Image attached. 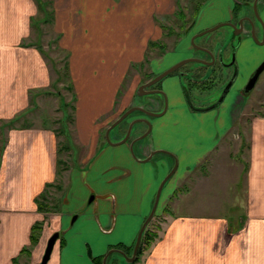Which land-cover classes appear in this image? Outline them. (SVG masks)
Instances as JSON below:
<instances>
[{"label": "crops", "instance_id": "crops-1", "mask_svg": "<svg viewBox=\"0 0 264 264\" xmlns=\"http://www.w3.org/2000/svg\"><path fill=\"white\" fill-rule=\"evenodd\" d=\"M259 2L264 18V0ZM174 3L176 0H0V264L40 262L37 263L39 254L36 257L35 253L39 245L30 242L31 228L38 221L41 228L48 225L51 234L58 231L46 264H94L93 257L118 245L131 253L158 183L169 167L166 157L136 161L128 152V143L110 145L105 140L104 130L113 116L109 109L119 80V76L115 75L117 80L114 78V55L108 54L114 52L109 37L116 27H121L124 42H130L127 37L132 36L131 30L136 33L139 27L148 25L140 21L172 13ZM234 3L235 0H207L192 20V26L199 30L229 19ZM45 22L52 24L57 44L69 53V79L75 94L72 111L75 140L69 135L66 111H61L59 119L54 118V126L49 120L44 121L43 111H50L46 102L50 100L54 79L42 42L32 37L39 34ZM241 39L240 68L253 67L262 56L254 55L255 47L248 34L244 33ZM99 42H104L108 50L100 58L104 49ZM134 48L139 52L142 46ZM173 53L170 63L193 55L188 42ZM180 80L176 73H171L158 82L168 100L166 112L151 118L152 129L146 139L134 145L138 157L162 147L176 156L174 183L169 188L163 186L165 189L161 191L171 201L178 197L174 191L178 192L179 182L216 148L211 143L203 147L202 142L194 141L195 135L203 134L202 124L196 128L192 124L201 114L188 107ZM238 93L230 98L227 120L220 116L221 121L217 122L222 135L231 126L228 117L232 111L249 116L247 159L241 164L245 173L244 197L241 196L244 206L239 205L235 220L230 214L195 213L208 208L196 211L194 187L191 190L187 185L186 193L177 198L186 195V211L177 204L175 210L182 214L172 217L140 264H264V97L252 95L246 100L245 95ZM152 99L149 108L162 106L157 95ZM247 105L250 107L245 109ZM208 111L214 115L216 109ZM37 115H41L39 121L34 118ZM140 126L135 127L131 137L144 129ZM117 129L110 131L114 135L112 140L118 137ZM179 139H183L182 144ZM62 141L69 147H73L74 141L80 143L86 155L81 165L70 169L67 190L61 184L65 161L59 166ZM50 187L62 191L57 208L48 209L46 205ZM90 193L93 195L88 200ZM111 254L108 259L115 260V254L119 255Z\"/></svg>", "mask_w": 264, "mask_h": 264}, {"label": "rangeland", "instance_id": "rangeland-1", "mask_svg": "<svg viewBox=\"0 0 264 264\" xmlns=\"http://www.w3.org/2000/svg\"><path fill=\"white\" fill-rule=\"evenodd\" d=\"M206 1L207 0H176V3H174V11L172 13L164 14L163 17H158V19L155 20L140 21L142 25L147 23L148 25H143L144 27H139L136 33H134V30H131V33L133 34H131L132 36L127 37L131 40L128 43L124 42V36L121 34L123 28L116 27L114 29L115 33L109 37V42L111 43L110 46L111 49L114 50V52L109 51L108 54L114 55L113 58L116 62V67L113 68L115 69V74H113L116 80L118 79L116 76H119L120 81H116L117 88L114 96V102L112 104V107L109 109V111H111V115H113L111 117V121L119 115V111L124 110L130 105H140L146 109L159 111L158 109L160 108V106H158L156 109L149 108L153 105L152 96H155L153 94L156 93H153L152 95H138L135 89L139 83L145 82L150 76L160 73L172 63L192 57V55L187 54L186 56H183L170 63L169 60L172 59L171 55L174 54L173 52L176 48H180L183 44L187 46V42L192 47L197 48L199 43H202L204 41L210 46H214L215 48L220 47L222 49L227 48V51L229 52L230 50L231 52V49H233V45L229 43L230 40L233 38L232 44H239V41L241 40V35L243 34L237 33L236 29L232 28L229 25H222L213 30L207 31L203 34L196 36L194 38V41H191V37L194 34L199 33L200 31L218 23H212L211 25L206 26L204 28L202 27L199 30L198 28L194 29V27L192 26V20L196 17L197 12H199V9H201L202 6L205 5ZM249 2H251V0H235L236 6L234 5V9H239L238 12H240L245 7L243 3L248 4ZM195 6H198V9L196 11L194 10ZM259 7H262L261 2L258 3V9ZM179 11H182V14H180ZM223 21L227 20H221L219 22ZM39 29V34L33 36L32 38H35L37 42H42L45 55L50 59L51 62V75L52 79H54V81L52 80L53 85L51 86L52 94L50 100L46 102L50 107V111H47V109L43 111L44 121H46L47 123L49 120V124H52L51 126H54L56 125L54 124L56 123V121L54 122V118H56V120L59 119L57 117L61 116V111H66L64 117L66 120V124L70 129L69 135H72L71 137H73V134H75L72 127V111H74V108L71 105L74 103L75 94L73 93V91H71L65 86L67 82L66 80H64V75L63 78H61L62 74L65 72L63 59L65 50H63V48L61 49L60 46L57 44V38L55 33L56 30L52 26V24H50L49 22H45V24H43ZM130 29L131 28L126 30L129 32ZM118 32L120 33V35L116 34ZM257 36L260 39L262 36V32L257 30ZM251 40L252 46L255 47L253 51L254 55L261 54L262 57L257 63L254 64L253 67H249L247 65L245 68H240L241 62L239 59V50H235L236 62L234 63H238L239 65L238 73L234 79V84L232 85L228 96L225 98L224 102L222 103V106L218 108L220 109V111L215 108L216 111H213L214 115L211 113V111H192L194 113L201 114V116L195 117L196 119L195 121H193L192 124H194L195 128L199 124H202L203 130V134H197L194 136V141L198 144L202 142L201 144L203 147L207 146V143H211V147L216 146L215 149H213L210 153L206 154L202 158L201 162L192 171H190L187 176H185L184 180L179 182L178 187H180V190H178L176 194L178 195V197H180L181 193H186L187 185H189L191 186V188L188 189L192 190V188L194 187L196 196V203H194V207L198 209L196 211L208 208L203 211L201 210L204 213L195 212L198 214H230L233 215V220H235V215L238 214L237 209L239 205L242 204L244 206L245 204L244 200L241 199V196L244 197L245 188V173L243 172V165L241 166V164H244L247 159V149L245 144L247 145L248 140V131L246 129H248L249 116L247 114H241V111H232L233 114L230 116V119L228 117V122H231V126L222 135L220 131L221 125L218 124L217 121H221L220 116H222L224 121L225 119L227 120L226 109L231 101L230 98L236 92L237 89L240 90L238 93L239 95H245V97H247L246 100L249 99V97H251L252 95L258 96L260 98L264 97V69L260 72L254 85L249 90H245V92L242 91L244 85L249 79L250 74L264 57V43L257 44L252 38ZM103 43L104 42L98 43L99 47L104 49L100 51L101 53H99V58L102 57V55H104L108 51L104 47ZM144 43L145 45H143ZM139 45H141L142 48L139 52H136L137 49H135L134 47ZM253 53L252 55L250 53L251 57H254ZM194 54H199L196 55L197 57L206 56L205 53H202L199 50L194 51ZM231 55L232 52L230 55H228L225 51L223 55L224 64L216 62L215 64L211 65L210 68H206L203 64H200L195 61H187L184 63V65L180 67L181 70H179L178 73L177 70L171 72L173 74L176 73L179 77H181V84L184 83V88L182 86V93L185 97V101L188 107H190V100L193 104L200 105L203 104V102H209L213 100V98L214 100L216 99L217 95L219 94L221 80L223 78L225 80L227 73L231 71V68H229L230 66H226L229 65L230 61L232 60ZM113 64L115 63L113 62ZM220 68L222 69V76L218 79V83L216 84L214 90H212V92L202 91L198 86L199 80L203 79V77H213L212 75L218 76L220 74ZM148 97L151 98L149 99ZM250 104L251 103H249V105ZM254 104L255 103L253 102L252 107L254 106ZM248 107L250 106H245V109ZM251 112L256 113L258 111ZM35 113L37 114V112ZM39 113L41 112L39 111ZM135 116H145L148 119L151 118L144 115L140 111L135 110L128 117H126L125 120H122L117 126V139L122 136V132L126 123L129 122V120ZM40 117L41 115H37L34 118L36 121H39L41 119ZM200 120L203 122H201ZM58 125L62 126L60 123ZM139 125H141L140 127L142 128L144 127V125L141 123L136 124L135 126L137 127ZM140 131L141 130H139V132ZM102 134L103 131H101V140L103 139ZM112 135L113 134H111L110 132L109 137L111 138ZM72 139L75 140L74 137ZM179 140L181 142L180 144H182L183 139ZM64 142L65 141H62L61 143ZM161 149L165 148L162 147ZM166 150L168 149L166 148ZM85 157V149H83L80 143H76L75 141L73 142V147L70 146L68 147V149L60 150L59 158L65 161V171L62 174L63 177L61 176V184L63 185V188H65L64 190H67L68 187L69 174L71 173L70 169L74 166L81 165V162ZM156 157H162L164 159L166 157V159L168 160V165H166L168 167H171L173 163L171 155L158 152L152 157V160H154V158L156 159ZM155 162V164L157 165V161ZM59 166H61V162L59 163ZM176 171L172 174L171 177L166 180L164 185L165 188L171 187L172 183H174V181L172 182V179H174ZM190 178L192 179V181L188 180ZM48 190L49 197L47 199L46 205L48 206V209L57 208L61 203L59 199V193H61L62 191L60 192V190L55 187H50ZM92 195L93 193H90L88 195V200L92 197ZM233 195L237 196L235 197ZM177 198H172L171 201L169 196L167 197L164 196V194H160L155 213L148 222V228L150 229L151 233L145 238L140 252L138 254L136 253L137 258L135 259L133 264L141 263L145 252L156 239L161 237L169 221L172 219V217L175 216L174 214H182V212H177L175 210V208L178 207L177 204L181 205V209H186V195L181 196V198L178 200ZM234 203H236V205ZM171 209H173L174 211ZM214 209H216L217 211ZM183 214H187V212H184ZM45 216L48 219V214H45ZM43 225L42 228H40V230L36 232L37 237L36 241L34 242L35 244H37V246L39 245V249L35 251V253L37 252L36 257L39 254L37 258V263L41 259L40 257H42L41 255L44 252L46 239L51 234V229H48V225H44L45 229ZM227 234L228 235L226 236L227 238H229L230 234L228 232ZM117 247L126 250L125 247ZM112 255L113 253L111 254V256ZM115 256V260L107 259V264H112L114 261L118 264H128V262L122 255L115 254Z\"/></svg>", "mask_w": 264, "mask_h": 264}, {"label": "water", "instance_id": "water-1", "mask_svg": "<svg viewBox=\"0 0 264 264\" xmlns=\"http://www.w3.org/2000/svg\"><path fill=\"white\" fill-rule=\"evenodd\" d=\"M258 3H259V0H251V2H249L248 4L244 3V4H247V6L252 11L251 12L252 16H251V14H244L241 17H239L237 23H234L233 21H230V20L219 22L216 25H213L207 29L200 31L199 33L194 34L191 37V41H194V38L196 36L203 34L207 31L213 30V29H215L219 26H222V25H229L232 28L236 29L237 33L248 34L257 44H263L264 43V18L260 13V10L262 8L259 7V9H258ZM244 19H245V21H247V23L249 25L248 27H244V22H243ZM255 20H256V23H258L259 27L262 29V36L260 39L258 38L256 29H255L256 28ZM241 38H242V35H241ZM231 45H232V43H231ZM197 48L205 51L209 55L210 60L203 59L202 57H189L186 59L179 60V61L173 63L172 65H170L169 67H167L166 69L162 70L160 73L156 74L152 78L148 79L145 82L140 83L137 86L136 93L138 95L161 93L164 96L165 103H164V107L161 111H153V110L146 109L140 105H133V106H130L127 109H125L114 121H112L105 128L104 137H105L106 142L109 143L110 145H119V144H123V143H128V152L131 155V157H133L136 161H140V162L149 161L152 159L154 154L161 152V153H166V154L171 155L174 158V163H173L172 167L170 168V170L159 181V184L156 188V191H155V194L153 197V201H152V205L150 207V210H149L148 214L145 216V218L143 219V221H142V223H141V225H140V227L136 233V237L134 240V244H133L131 253L127 254L123 249H121L119 247H111L103 254L102 264H107L106 260H107L108 256L113 252L118 253L119 255H122L128 263H131L132 261H134L136 253H137V249H138L140 241H141L142 234H143L148 222L153 217V214L155 213V210L157 208L162 188H163L166 180L172 175V173L175 171V169L177 167V160H176L174 154L171 153L170 151L166 150V149H160V148L150 149L149 152L144 157H138L136 155L134 145L142 143L143 140L145 139V136L147 134H149V132L151 130L150 120L147 117L138 116V117L131 119L128 122V125H127L126 130L124 131L123 135L116 140H112L109 137V133L122 119H125L132 112H134L135 109L139 110L141 113H143L144 115H146L148 117L159 116L165 112L167 103H166V97H165L164 91L161 89H157V88H147L148 86H152L158 80H160L164 76L168 75L169 73L175 71L177 68H179L182 64H184L187 61L198 62V63L203 64L205 67H208V68H210L211 65L216 63L215 62V55H214V51H213V46L205 47L203 45H198ZM218 58L220 60L222 59V57H219V56H218ZM263 69H264V57L261 60V62L256 66L253 73L250 75L247 83L244 85V90H249L254 85L256 79L258 78V75L260 74V72ZM139 123H145L147 126L146 130L141 132V133H137L134 137H131L132 134H134V132H135L134 131L135 127H136L135 125L139 124ZM74 216L75 215H73V217ZM57 237H58V231L53 232L48 237V239L46 241L45 248H44V252H43L42 257L40 259V262L38 264H46L47 260L49 259L51 250L53 248L54 242H55Z\"/></svg>", "mask_w": 264, "mask_h": 264}, {"label": "flooded vegetation", "instance_id": "flooded-vegetation-1", "mask_svg": "<svg viewBox=\"0 0 264 264\" xmlns=\"http://www.w3.org/2000/svg\"><path fill=\"white\" fill-rule=\"evenodd\" d=\"M242 4V3H241ZM244 4V3H243ZM234 5L236 6V4L234 3ZM233 5V8H232V11H231V16H230V18L229 19H227V20H230V21H233L234 23H237V21H238V19H239V17H241L242 15H244V14H251V16H252V11L251 10H249V8H248V6H247V4H244L245 5V7L243 8V10L242 11H240V12H238L239 11V9H234L235 8V6ZM261 8H263V7H261ZM254 18V17H253ZM243 22H244V27H248L249 25H248V23H247V21H245V19L243 20ZM219 23V22H218ZM255 25H256V32H257V30L258 31H261L262 32V29L259 27V25H258V23H256V20H255ZM248 31V30H247ZM231 42H229V43H233V38L230 40ZM242 43V39L239 41V44H237V45H234V44H232L233 46H232V48L233 49H231V52H232V60L230 61V64L229 65H226V66H230L229 68H231V71H229V73H227V76H226V79L224 80V78L221 80V86H220V88H219V94L217 95V97H216V99L214 100V98H213V100H211V101H209V102H203V104H200V105H196V104H193L192 103V101L190 100L189 101V106L191 107V109H193V110H196V111H208V110H210V109H214V108H220L221 106H222V103L224 102V100H225V98L228 96V93L230 92V90H231V87H232V85L234 84V79H235V77H236V75H237V73H238V63H234V62H236V59H235V54H236V51L235 50H238V46L240 45ZM199 45H203V46H205V47H211L210 45H208L206 42H202V43H199ZM189 46H190V48H191V50H192V52H193V55H192V57H197L196 55H194V51H197V50H199V51H201L202 53H205L206 54V56H202V58L203 59H207V60H210V57H209V55L205 52V51H203V50H201V49H199V48H194V47H192L190 44H189ZM233 50H234V52H233ZM213 51H214V55H215V62H220L221 64L223 63V60H224V58H223V55H224V52L226 51V53L228 54V55H230L231 54V52H230V50H229V52L227 51V48H220V47H217L215 50L213 49ZM218 56L219 57H222V59L220 60L219 58H218ZM177 62V61H176ZM214 62V63H215ZM175 63V62H174ZM173 64V63H172ZM171 64V65H172ZM224 64V63H223ZM182 65H184V64H182ZM181 65V66H182ZM180 66V67H181ZM169 67V66H168ZM180 67L179 68H177L176 70H177V73H178V71L179 70H181L180 69ZM205 67V66H204ZM206 68H208V67H206ZM256 68V67H255ZM166 69V68H165ZM254 71V70H253ZM253 71H252V73H253ZM208 72V71H207ZM251 73V74H252ZM180 74H183V73H180ZM250 74V75H251ZM153 76H155V75H152V76H150L148 79H150V78H152ZM213 77H211V76H209V77H207V78H204L203 77V79H200L199 80V83H198V86L200 87V89L202 90V91H206V92H212V90H214V88H215V86H216V84L218 83V79L222 76V69L220 68V74L218 75V76H215V75H212ZM259 76V75H258ZM250 77V76H249ZM181 78V77H180ZM147 79V80H148ZM146 80V81H147ZM161 80V79H160ZM160 80H158L157 82H156V84H158V82L160 81ZM182 81V80H181ZM142 83V82H141ZM155 83H154V85H152V86H148L147 88H157V89H161L158 85H156ZM182 86H183V88H184V83H182ZM240 89H242V88H240ZM162 90V89H161ZM242 91L243 92H245V90H244V87H243V89H242ZM235 93H238V89L236 90V92ZM152 95V94H151ZM153 95H157L159 98H161L162 99V106L158 109L159 111H161L162 109H163V107H164V103H165V99H164V96L161 94V93H156V94H153ZM238 95V94H237ZM165 97H166V94H165ZM168 102V100H167V97H166V103ZM130 106H133V105H130ZM130 106H128V107H130ZM127 107V108H128ZM127 108H125V109H127ZM124 109V110H125ZM166 109H167V106H166ZM123 110V111H124ZM136 111H139V110H137V109H135ZM134 110V111H135ZM150 110V109H149ZM122 111V112H123ZM154 111V110H153ZM121 112V113H122ZM165 112H166V110H165ZM164 112V113H165ZM120 113V114H121ZM163 113V114H164ZM119 114V115H120ZM118 115V116H119ZM117 116V117H118ZM159 116H161V115H159ZM116 117V118H117ZM135 117H138V116H135ZM135 117H133V118H135ZM140 117H145V116H140ZM156 117V116H155ZM158 117V116H157ZM115 118V119H116ZM133 118H131V119H133ZM152 118V117H151ZM151 118H149V120H151ZM115 119H113L112 121H114ZM126 119V118H125ZM125 119H122V120H125ZM130 119V120H131ZM121 120V121H122ZM129 120V121H130ZM111 121V122H112ZM120 121V122H121ZM110 122V123H111ZM120 122L114 127V128H116L119 124H120ZM141 124H143L144 125V129L143 130H141L139 133H141V132H143V131H145L146 130V128H147V126H146V124L145 123H141ZM127 125H128V122L126 123V125L124 126V130H126V127H127ZM150 126H151V129H152V122L150 121ZM113 128V129H114ZM105 131V130H104ZM151 131V130H150ZM110 134V133H109ZM148 135V134H147ZM147 135L145 136V137H147ZM161 153V152H160ZM166 154V153H165ZM155 155V154H154ZM153 155V156H154ZM175 156V155H174ZM172 157V156H171ZM175 158H176V156H175ZM172 159H173V163H174V158L172 157ZM176 160H177V158H176ZM173 163H172V165H173ZM172 165H171V167H172ZM177 165H178V162H177ZM171 167H169V169H168V171L170 170V168ZM176 169H177V167H176ZM176 169H175V171H176ZM167 171V172H168ZM174 171V172H175ZM166 172V173H167ZM173 172V173H174ZM172 173V174H173ZM172 176V175H171ZM170 176V177H171Z\"/></svg>", "mask_w": 264, "mask_h": 264}, {"label": "trees", "instance_id": "trees-1", "mask_svg": "<svg viewBox=\"0 0 264 264\" xmlns=\"http://www.w3.org/2000/svg\"><path fill=\"white\" fill-rule=\"evenodd\" d=\"M198 9V6H195V11ZM180 12V14H182V11H179ZM63 59H64V68H65V72L62 74V77L61 78H63V75H64V80H66V84H65V86L68 88V89H70L71 91H72V84H71V81H70V79H69V72H68V64H67V53H64V55H63ZM72 107H73V104L71 105ZM68 145L67 144H63V143H60V148H59V150H61V149H68ZM61 161H63L62 159H59V162H61ZM178 190H180V187H178V189H176V191H178ZM174 193H177V192H175L174 191ZM44 196V194H42V196L41 197H43ZM41 202V201H40ZM38 208L40 209V210H42V206H40V205H38ZM170 210V209H169ZM172 210V209H171ZM175 215V214H174ZM40 228H41V223L38 221V222H35L34 224H33V226H32V228H31V231H30V242L31 243H34L35 241H36V237H37V235H36V232H38L39 230H40ZM150 233H151V231H150V229L148 228V224H147V226H146V228H145V230H144V232H143V234H142V237H141V241H140V244H139V247H138V249H137V254L140 252V250H141V247H142V245H143V242H144V240H145V238L147 237V235H150ZM119 246V245H118ZM121 247V246H120ZM132 247H133V245H131V249H132ZM24 250L26 251L27 250V248H24ZM137 254H136V256H135V259L137 258ZM102 256L103 255H99V256H96V257H93V261H94V264H102L101 263V260H102ZM135 259H134V261H135ZM134 261H132L131 263H128V264H133V262Z\"/></svg>", "mask_w": 264, "mask_h": 264}]
</instances>
